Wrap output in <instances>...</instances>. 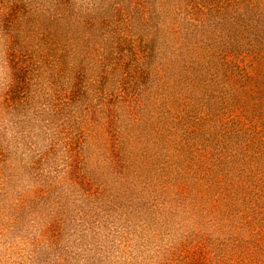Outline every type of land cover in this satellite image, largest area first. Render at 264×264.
I'll return each mask as SVG.
<instances>
[{
	"label": "rangeland",
	"instance_id": "1",
	"mask_svg": "<svg viewBox=\"0 0 264 264\" xmlns=\"http://www.w3.org/2000/svg\"><path fill=\"white\" fill-rule=\"evenodd\" d=\"M263 32L264 0H0V264H264Z\"/></svg>",
	"mask_w": 264,
	"mask_h": 264
},
{
	"label": "trees",
	"instance_id": "2",
	"mask_svg": "<svg viewBox=\"0 0 264 264\" xmlns=\"http://www.w3.org/2000/svg\"><path fill=\"white\" fill-rule=\"evenodd\" d=\"M22 4H24V3H22ZM24 5H25V4H24ZM252 34H253V37H252V38H253V41H257L256 44H258L259 48L264 47V32H263V34H261V33H252ZM263 55H264V53H263ZM249 65H250V66L253 65L252 61L249 63ZM242 71H243V75H244V76H245L246 73L248 72L245 63L243 64V69H242ZM255 109H256V111L258 110V113H263V114H264V105H263L262 108L259 107V105H258V106L255 107ZM256 111H255V113H256ZM254 116H255V114L253 115V117H254ZM254 122H257V118H256V117H254ZM246 226H249V228H252V227H253L251 224H248V225H246ZM256 241H257V240H256ZM236 248H237V247H236ZM236 248H235V249H236ZM235 249H234V250H235Z\"/></svg>",
	"mask_w": 264,
	"mask_h": 264
}]
</instances>
